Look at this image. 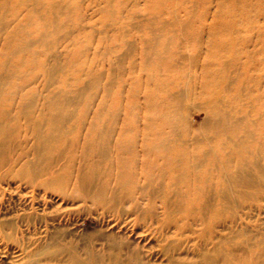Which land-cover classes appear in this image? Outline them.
Here are the masks:
<instances>
[{
    "label": "rangeland",
    "instance_id": "374dc122",
    "mask_svg": "<svg viewBox=\"0 0 264 264\" xmlns=\"http://www.w3.org/2000/svg\"><path fill=\"white\" fill-rule=\"evenodd\" d=\"M33 12L32 19L47 33L40 62L49 74L39 72L37 83L26 86V91L34 93L32 100L47 119L74 109L65 125L72 129L67 145L77 139L75 160L68 162L66 156L55 154L37 157L32 138L23 144L19 137L7 139L0 151V264H264L262 153L252 150L251 157L261 164L247 168L262 180L256 198L250 195L216 211L202 210L201 220L196 219L197 203L189 215L174 206L165 210L160 201L149 206L147 200H140L136 209L125 202L124 212H119L85 196L75 177L82 136L97 110L102 112L103 124L109 125L107 109L118 99L117 125L126 123L131 112L139 120L145 112V89L154 88L160 98L167 94L175 101L179 90L191 94L210 86L214 71H219V77L229 76L225 80L231 89L237 78L243 88H257L252 94L259 93L261 100L247 99L243 91L249 88H242L238 96L247 118L236 121L249 124V119H257L251 132L254 136L262 132L257 127L264 118V107H259L264 102V0H39ZM2 13L0 8V18ZM19 14L23 21L25 11ZM7 21L2 30L20 27L18 21ZM37 37L31 36L34 47L41 46ZM2 46L0 37V52ZM160 48L159 57L155 51ZM154 57L161 62L169 58L174 73H141L140 65H151ZM11 61L6 53L3 63ZM91 65L93 73L85 75ZM5 69L9 68L0 66V77ZM62 72L65 82H59ZM45 76L51 78L47 87L42 86ZM90 79L99 86H91ZM67 81L73 82L69 88ZM77 93L82 97L75 101L71 97ZM65 97L75 103L46 105L48 100ZM81 100L85 102L78 103ZM200 101H182L192 130L202 118ZM228 108L238 111L232 104ZM176 111H181L180 106ZM175 121L179 127L186 124L181 112ZM43 128L48 129L46 119ZM15 132L19 135L18 129ZM134 132L126 138L135 139ZM22 149L28 153L20 154Z\"/></svg>",
    "mask_w": 264,
    "mask_h": 264
},
{
    "label": "bare ground",
    "instance_id": "6f19581e",
    "mask_svg": "<svg viewBox=\"0 0 264 264\" xmlns=\"http://www.w3.org/2000/svg\"><path fill=\"white\" fill-rule=\"evenodd\" d=\"M37 3L39 0H7L0 3L3 12L0 18V37H3L0 66L9 68L5 69L4 75L0 77V151L10 141L7 140L9 137L11 139L19 137L21 144L32 138V148L37 157L41 154L44 156L55 154L56 157L66 156L69 162L75 160L74 148L77 139L70 141V147L67 145V137L72 129L66 128L65 123L71 118L74 109H65L47 119L41 113V106H36L35 99L32 100L34 93L31 90L26 91V86L37 83L39 72L49 74L47 68L40 62L47 33L46 30L42 31L41 24L32 19ZM20 11H25L23 21H19ZM9 19L18 21L17 25L20 27L2 30L4 25H6L4 29L8 27ZM28 24L32 28H26ZM33 35L38 36L40 47H34L36 41L31 38ZM78 50L75 48L74 51L78 53ZM155 52L159 57L163 53L162 48ZM6 53L12 59L9 64L3 63ZM154 58L151 65H140L141 73L149 72V75L164 71H167V74L174 73L168 66L169 58L164 62ZM73 66L79 67L75 63ZM92 68L91 65L84 74L90 76L93 73ZM222 70L223 68L220 69L221 73ZM214 72L213 75H216L218 80L212 75L213 78H210L212 80L208 79L210 86L205 85L200 92L191 94L179 90L175 95V101H171L167 94L160 98L154 88L145 89V112L139 120L129 112L127 122L118 126L119 113L115 112L117 109L115 103L119 102L118 99L113 100V104L111 103L107 109L106 114L111 115L109 125L103 124L100 118L102 112L97 110L85 128L79 157H76L80 161L75 175L76 184L85 196L114 206L119 212H124L122 205L125 202H129L132 208L136 209L140 200H147L149 206L155 201H160L165 210L179 208L188 215L196 203L200 214L205 209L216 211L221 207L239 203L240 198L245 199L250 195L252 199L256 198L262 180L259 179L258 173H249L247 168L251 166L256 169L261 164V161L251 156L262 153V157L264 154V128H261V125H264V118L257 127L262 131L257 133V136L251 132L255 129L253 123L257 119L253 122L248 117L249 124L241 120L246 124L245 127L244 123L239 124L236 120L240 117L247 118L241 96H238L243 89L249 88L247 92L243 91L247 99L250 97L253 99L254 96V99L259 100L261 96L257 94L258 90L255 87L243 88L240 78H237L231 89L225 80L229 76L225 78L222 74L219 77V71ZM15 77L18 79L14 80ZM45 78L47 79H44L43 87L50 85L51 78L49 76ZM75 80L77 81L78 77ZM59 82H65L64 72ZM72 83L67 81L65 85L69 88ZM90 84L99 86V82L93 79H90ZM160 86L161 81L158 83V87ZM253 90L257 91L256 95L252 94ZM81 97L82 93H77L71 98L77 101ZM72 99L66 98L62 101L60 99V102L51 99L46 105L51 104L52 107L61 102L65 105L75 103ZM183 99L191 102L201 99L202 105L199 110L202 118L200 125L194 130L188 126L189 110L182 111ZM84 102L85 100H81L78 103ZM231 104L237 107L238 111L229 109ZM259 105L263 108L264 102ZM178 106L181 110L179 112L186 118V124L182 127L175 121L179 113L176 111ZM237 112L242 116L237 115ZM83 115L82 112L77 127L79 130L83 129L81 127ZM45 119L48 121L47 130L43 128ZM16 129L19 130V135L16 132L12 133ZM130 132L135 133V139L126 138ZM114 133L117 135L115 138ZM67 150L69 155L66 153ZM27 153V149L20 152L24 155ZM250 189L254 191L251 192ZM195 194L199 195L194 196ZM201 217L200 214L196 219L201 220Z\"/></svg>",
    "mask_w": 264,
    "mask_h": 264
}]
</instances>
